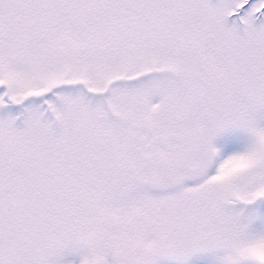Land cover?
<instances>
[{"label": "snow or ice", "instance_id": "obj_1", "mask_svg": "<svg viewBox=\"0 0 264 264\" xmlns=\"http://www.w3.org/2000/svg\"><path fill=\"white\" fill-rule=\"evenodd\" d=\"M264 264V0H0V264Z\"/></svg>", "mask_w": 264, "mask_h": 264}, {"label": "rangeland", "instance_id": "obj_2", "mask_svg": "<svg viewBox=\"0 0 264 264\" xmlns=\"http://www.w3.org/2000/svg\"><path fill=\"white\" fill-rule=\"evenodd\" d=\"M189 264H212V259L209 256H201L189 261Z\"/></svg>", "mask_w": 264, "mask_h": 264}]
</instances>
